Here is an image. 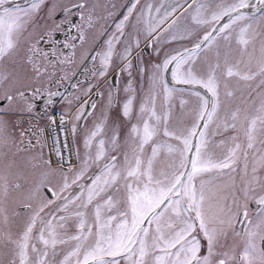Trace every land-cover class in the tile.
<instances>
[{
	"label": "snow or ice",
	"instance_id": "obj_1",
	"mask_svg": "<svg viewBox=\"0 0 264 264\" xmlns=\"http://www.w3.org/2000/svg\"><path fill=\"white\" fill-rule=\"evenodd\" d=\"M0 264H264V0H0Z\"/></svg>",
	"mask_w": 264,
	"mask_h": 264
},
{
	"label": "flooded vegetation",
	"instance_id": "obj_2",
	"mask_svg": "<svg viewBox=\"0 0 264 264\" xmlns=\"http://www.w3.org/2000/svg\"><path fill=\"white\" fill-rule=\"evenodd\" d=\"M57 38L58 39H63V37L59 33H57Z\"/></svg>",
	"mask_w": 264,
	"mask_h": 264
}]
</instances>
